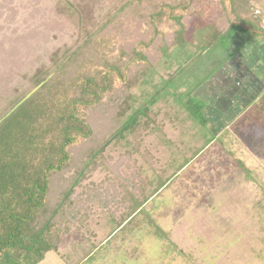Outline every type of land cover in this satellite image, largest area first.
<instances>
[{"label":"trees","instance_id":"16d2710c","mask_svg":"<svg viewBox=\"0 0 264 264\" xmlns=\"http://www.w3.org/2000/svg\"><path fill=\"white\" fill-rule=\"evenodd\" d=\"M194 17L225 42L237 34L264 42V0H0V121L11 113L0 122V264H39L93 203L118 229L136 223L149 200L116 216L128 199L114 188L100 194L109 183L105 153L116 137L149 128L140 121L149 104L128 115L131 89L187 36ZM254 106L264 114V94ZM102 169L104 183L91 182Z\"/></svg>","mask_w":264,"mask_h":264},{"label":"rangeland","instance_id":"374dc122","mask_svg":"<svg viewBox=\"0 0 264 264\" xmlns=\"http://www.w3.org/2000/svg\"><path fill=\"white\" fill-rule=\"evenodd\" d=\"M101 11L96 10L98 20L104 8ZM194 18L187 36L163 60H153L154 66L131 89L128 115L149 104V113L145 109L140 117L149 128L136 137H116L105 153L109 183L100 194L109 197L107 190L114 188L119 198L128 199L122 210L113 208L116 216L129 214L137 199L148 204L134 225L118 229L110 214L93 203V212L72 226L57 251L39 264H264L262 107L257 114L253 107L235 120L234 107L219 117L216 112L217 101L223 104L216 97L220 91L226 92L228 104L248 94L244 100L249 105L258 91L261 95L264 64L260 67L255 60L254 67H241L240 62L250 58L245 49L253 52L254 43L264 55V42L250 39L236 58L235 44L247 42L248 36L237 34L225 42L215 38L210 23ZM21 19L18 15L17 21ZM76 21L67 18V31L74 32ZM47 37L42 39L52 44L55 39ZM180 67L185 71L177 77ZM244 120L253 121L256 133ZM236 128L243 131L241 138ZM107 172L98 170L91 182L104 183ZM121 185L128 192L120 194Z\"/></svg>","mask_w":264,"mask_h":264},{"label":"crops","instance_id":"0c3cea01","mask_svg":"<svg viewBox=\"0 0 264 264\" xmlns=\"http://www.w3.org/2000/svg\"><path fill=\"white\" fill-rule=\"evenodd\" d=\"M235 36V35H234ZM233 36H231L230 38H229V40L232 38ZM238 42V41H237ZM249 42V40L247 41V42H245L244 43V41L242 40V42H240L239 44L238 43H236L235 44V48H234V50H236L235 51V55H237L236 56V58H239V56H240V52H242L243 50H244V48H245V45L247 44ZM253 48V52L252 51H250L249 49H245L246 50V54L247 55H249V59H247L246 61H242V62H240V64H241V67L243 66V65H246V66H253L252 64V62L253 61H255V60H258L257 62L255 61V63L256 64H258V66H262V63L264 64V62H263V60H264V55H263V52H257V45L254 43V46L252 47ZM236 61V60H235ZM238 62V61H237ZM254 67V66H253ZM237 69H239V66L237 67ZM237 84V86H236V91H237V93H238V91L239 90H241V87H240V84L237 82V83H235V85ZM263 85L261 86V90L260 91H262V93H261V95H259L260 94V92L258 91V95H257V97H256V99H253V100H251L250 101V104L248 105L247 104V102L244 104V105H242V103L240 102V101H244L241 97H239V98H237V99H235V102H234V104L232 103V104H228V103H226L225 104V106L224 107H226V111L225 112H227L228 113V111H227V109H228V107L231 109V107H234V109H236L235 110V117H234V120L235 119H237V117L238 116H240V115H244V111L246 112L247 110H249V109H251V107L252 106H254L255 105V103H257L258 102V99H259V96H262L263 94H264V83H262ZM252 90H254V89H252ZM221 92L223 93V91H220V94H221ZM239 96V95H238ZM258 98V99H257ZM235 105V106H234ZM241 106H244V109L242 108L241 109V113H238L240 110H238L239 109V107H241ZM255 107V106H254ZM249 108V109H248ZM244 110V111H243ZM219 111H221V110H219ZM227 113H222V114H227ZM219 115H221V113L219 112V114H218V117H219ZM228 124H230L229 122H228ZM256 124V123H255ZM244 126H245V122H244ZM221 127L219 126V129H220ZM247 128V127H246ZM225 129H227V128H225ZM224 129V130H225ZM250 131H254L255 132V128L252 126V125H250ZM235 132L237 133V134H240V136H236L237 138H241V134L243 133V131L242 130H240L239 131V128L236 130L235 129ZM221 132H217L216 134H220ZM256 133V132H255ZM255 149H259V147H257V146H255L254 147Z\"/></svg>","mask_w":264,"mask_h":264},{"label":"flooded vegetation","instance_id":"af4514ba","mask_svg":"<svg viewBox=\"0 0 264 264\" xmlns=\"http://www.w3.org/2000/svg\"><path fill=\"white\" fill-rule=\"evenodd\" d=\"M244 66V65H243ZM242 66V67H243ZM229 80V82H232L233 81V79H228ZM232 91H234V90H232ZM236 93V92H235ZM217 96V100H219L220 102H223V104H219V102L217 101V103H218V105H217V109H216V112H217V114H219V112L220 113H224L225 111H226V107H224L225 106V104L226 103H228L229 101L227 100V94H226V92H224L223 91V93H221V96H218V94H216ZM223 96H225V98H223ZM247 96H250V95H248V94H244V95H242L241 96V98L244 100V99H246L245 97H247ZM240 96H238L237 95V97H235V99H237V98H239ZM244 102L246 103V101L244 100ZM209 104H210V106H211V102L209 101ZM229 104H231V103H229ZM220 108H223V112L222 111H219L220 110Z\"/></svg>","mask_w":264,"mask_h":264},{"label":"water","instance_id":"95a60500","mask_svg":"<svg viewBox=\"0 0 264 264\" xmlns=\"http://www.w3.org/2000/svg\"><path fill=\"white\" fill-rule=\"evenodd\" d=\"M43 84H44V83H43ZM40 87H41V86H39V87H37L36 89H34V90H33V91H32V92H31V93H30V94H29V95H28V96H27L22 102H21V104H22L24 101H26L28 98H30V97H31V96H32V95H33V94H34V93H35ZM15 109H16V108H15ZM15 109H14V110H15ZM14 110H13V111H14ZM10 114H11V113H10ZM10 114H8L6 117H8ZM6 117H5V118H6ZM5 118H4V119H5ZM4 119H3V120H4ZM3 120H1L0 122H2Z\"/></svg>","mask_w":264,"mask_h":264}]
</instances>
